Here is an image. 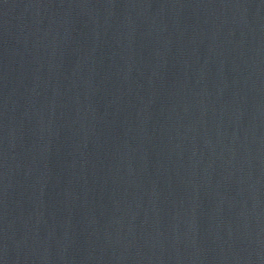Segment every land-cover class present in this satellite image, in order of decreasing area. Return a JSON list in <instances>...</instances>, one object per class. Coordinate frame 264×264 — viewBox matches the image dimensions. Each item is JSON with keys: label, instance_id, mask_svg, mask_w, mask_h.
Wrapping results in <instances>:
<instances>
[{"label": "water", "instance_id": "1", "mask_svg": "<svg viewBox=\"0 0 264 264\" xmlns=\"http://www.w3.org/2000/svg\"><path fill=\"white\" fill-rule=\"evenodd\" d=\"M0 264H264V0H0Z\"/></svg>", "mask_w": 264, "mask_h": 264}]
</instances>
